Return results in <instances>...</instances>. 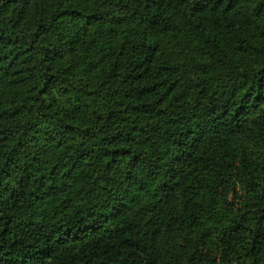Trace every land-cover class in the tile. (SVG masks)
I'll return each instance as SVG.
<instances>
[{
    "label": "trees",
    "instance_id": "obj_1",
    "mask_svg": "<svg viewBox=\"0 0 264 264\" xmlns=\"http://www.w3.org/2000/svg\"><path fill=\"white\" fill-rule=\"evenodd\" d=\"M254 137L264 0H0V264H264Z\"/></svg>",
    "mask_w": 264,
    "mask_h": 264
},
{
    "label": "rangeland",
    "instance_id": "obj_2",
    "mask_svg": "<svg viewBox=\"0 0 264 264\" xmlns=\"http://www.w3.org/2000/svg\"><path fill=\"white\" fill-rule=\"evenodd\" d=\"M202 52V50L200 51ZM203 54H206L207 52H205V50L203 51ZM250 150H251V154L252 156H258L261 159H264V147L262 145V142H260V140L256 137H254L251 141H250ZM237 191L238 193H243L242 189H239L237 186Z\"/></svg>",
    "mask_w": 264,
    "mask_h": 264
}]
</instances>
